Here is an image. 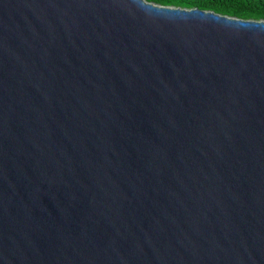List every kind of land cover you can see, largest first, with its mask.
Wrapping results in <instances>:
<instances>
[{
  "label": "water",
  "instance_id": "obj_1",
  "mask_svg": "<svg viewBox=\"0 0 264 264\" xmlns=\"http://www.w3.org/2000/svg\"><path fill=\"white\" fill-rule=\"evenodd\" d=\"M0 264H264V21L0 0Z\"/></svg>",
  "mask_w": 264,
  "mask_h": 264
},
{
  "label": "trees",
  "instance_id": "obj_2",
  "mask_svg": "<svg viewBox=\"0 0 264 264\" xmlns=\"http://www.w3.org/2000/svg\"><path fill=\"white\" fill-rule=\"evenodd\" d=\"M164 7L199 9L242 20L264 21V0H145Z\"/></svg>",
  "mask_w": 264,
  "mask_h": 264
}]
</instances>
